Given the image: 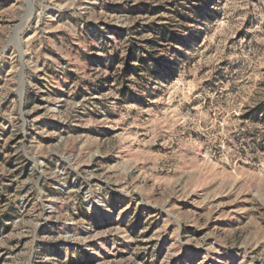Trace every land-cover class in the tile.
<instances>
[{
	"label": "rangeland",
	"instance_id": "rangeland-1",
	"mask_svg": "<svg viewBox=\"0 0 264 264\" xmlns=\"http://www.w3.org/2000/svg\"><path fill=\"white\" fill-rule=\"evenodd\" d=\"M0 264H264V0H0Z\"/></svg>",
	"mask_w": 264,
	"mask_h": 264
}]
</instances>
